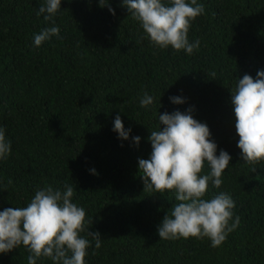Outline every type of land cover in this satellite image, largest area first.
<instances>
[{"label":"trees","instance_id":"16d2710c","mask_svg":"<svg viewBox=\"0 0 264 264\" xmlns=\"http://www.w3.org/2000/svg\"><path fill=\"white\" fill-rule=\"evenodd\" d=\"M42 2L0 0V126L12 145L0 161V210L26 206L44 184H72L89 232L102 238L96 249L81 233L92 240L86 264H264V161L241 159L231 104L237 79L264 70V0H198L205 11L188 38L201 43L191 55L154 47L121 0H62L54 17L62 39L36 48L33 34L51 24L36 15ZM145 92L155 97L148 108L139 104ZM190 107L217 155L232 157L220 188L210 185L205 196L229 193L240 217L216 248L207 238L160 240L174 194L144 190L138 171L159 114ZM117 114L132 129L126 141L112 131ZM28 255L21 246L0 254V264H27Z\"/></svg>","mask_w":264,"mask_h":264},{"label":"clouds","instance_id":"9594fccd","mask_svg":"<svg viewBox=\"0 0 264 264\" xmlns=\"http://www.w3.org/2000/svg\"><path fill=\"white\" fill-rule=\"evenodd\" d=\"M98 2L101 6L103 0ZM61 3L62 0H43L36 15H43L51 24L33 34L34 47L39 48L53 37L62 39L61 29L54 20ZM121 5L157 49L182 50L187 55L199 49L200 39L188 38L192 21L205 11L198 0H121ZM109 12L115 15L111 7ZM154 100L155 97L145 92L139 100L140 107L148 108ZM169 100L174 105L185 103L181 96ZM231 104L241 159L259 164L264 161V70H258L255 79L248 74L237 79ZM192 113L190 107L184 112L159 114L158 129L150 131L147 138L151 153L147 159H138V171L144 190L174 194L176 203L157 226L160 240L207 238L210 246L216 248L238 228L240 217L235 215V201L229 193L220 191L209 198L205 196L210 185L220 188L222 174L232 157L223 149L217 155L218 145L211 138L209 127L194 119ZM112 131L117 139L126 141L132 129L125 128L117 114ZM131 140L138 146L141 137L132 136ZM11 152V141L0 126V161L6 160ZM205 164L209 171L202 174ZM89 171L96 174L95 169ZM12 183L9 179L8 184ZM75 192L72 184L65 183L62 187L44 184L35 190L26 206L0 210V254L23 246L29 253L27 264H37L42 257L52 264H86L92 240L99 249L102 238L99 232H89L85 209L73 202ZM84 232L92 240L81 235Z\"/></svg>","mask_w":264,"mask_h":264}]
</instances>
